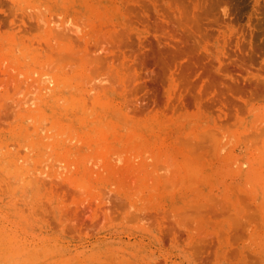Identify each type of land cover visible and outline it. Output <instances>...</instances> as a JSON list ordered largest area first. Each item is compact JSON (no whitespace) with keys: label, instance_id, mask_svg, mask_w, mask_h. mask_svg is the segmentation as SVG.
Returning a JSON list of instances; mask_svg holds the SVG:
<instances>
[{"label":"rangeland","instance_id":"1","mask_svg":"<svg viewBox=\"0 0 264 264\" xmlns=\"http://www.w3.org/2000/svg\"><path fill=\"white\" fill-rule=\"evenodd\" d=\"M0 226V264H264V0H0Z\"/></svg>","mask_w":264,"mask_h":264},{"label":"bare ground","instance_id":"2","mask_svg":"<svg viewBox=\"0 0 264 264\" xmlns=\"http://www.w3.org/2000/svg\"><path fill=\"white\" fill-rule=\"evenodd\" d=\"M0 227H1V226H0ZM2 228L5 230L4 227H1V229H2ZM1 229H0V230H1ZM5 231H6V230H5ZM0 232H1V231H0ZM3 233H4V232H2V234H3ZM2 234H0V235L2 236ZM2 237H3V236H2ZM13 239H14V238H13ZM16 239H17V241H18V238H16ZM5 241H6V239H4V241H3V242L5 243V245H4V249H5L6 242H7V241H6V242H5ZM12 241H13V240H12ZM1 242H2V241H1ZM8 242H11V239L8 238ZM8 242H7V243H8ZM10 244H11V243H10ZM8 246H9V244H8ZM6 247H7V246H6ZM20 247H22V246L20 245ZM0 248H1V247H0ZM6 249H7V248H6ZM6 249H5V250H6ZM10 249H11V247H10ZM10 249H9V251L12 250V252H13V249H11V250H10ZM7 250H8V249H7ZM7 250H6V251H7ZM17 250H19V247H18ZM0 251H1V249H0ZM19 251H21V250H19ZM3 252H4V251H3ZM1 253H2V252H1ZM4 253H5V252H4Z\"/></svg>","mask_w":264,"mask_h":264}]
</instances>
